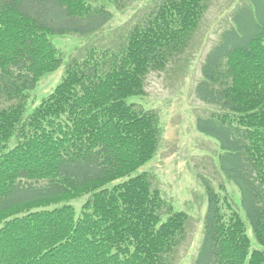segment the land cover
<instances>
[{"label": "trees", "instance_id": "1", "mask_svg": "<svg viewBox=\"0 0 264 264\" xmlns=\"http://www.w3.org/2000/svg\"><path fill=\"white\" fill-rule=\"evenodd\" d=\"M138 1L0 0V100L12 103L0 108V264H178L191 216L138 172L163 128L130 98L191 49L213 0L150 2L115 46L81 57L53 41L96 35ZM64 63L30 110L29 92ZM201 71L197 97L215 110L197 129L218 141L240 208L204 179L193 264H264V0L236 12Z\"/></svg>", "mask_w": 264, "mask_h": 264}, {"label": "rangeland", "instance_id": "2", "mask_svg": "<svg viewBox=\"0 0 264 264\" xmlns=\"http://www.w3.org/2000/svg\"><path fill=\"white\" fill-rule=\"evenodd\" d=\"M153 1L157 0H140L124 10L114 9L113 20L96 35L87 38L58 36L53 41L66 58L84 56L92 45L115 46L142 15L143 6ZM248 4L249 0H213L191 49L165 71L149 76L146 95L130 98V101L147 109L158 110L163 128L158 154L138 172L145 170L155 174V182L163 195L177 209L185 210L191 216L189 233L180 250L178 264H193L203 240L208 206L204 179L209 180L222 197L227 195L240 208L237 187L227 181L219 170L221 150L218 142L197 129L198 117L210 116L215 109L197 97L196 87L202 78L201 67L208 52L219 42L226 29L234 24L236 12ZM65 69L64 63L56 71L44 76L37 87L29 92L30 110L62 81ZM11 104L9 100H0V108ZM88 197L86 195L72 204L80 209Z\"/></svg>", "mask_w": 264, "mask_h": 264}, {"label": "bare ground", "instance_id": "3", "mask_svg": "<svg viewBox=\"0 0 264 264\" xmlns=\"http://www.w3.org/2000/svg\"><path fill=\"white\" fill-rule=\"evenodd\" d=\"M151 178L154 179V181H155V178H156L155 174H152Z\"/></svg>", "mask_w": 264, "mask_h": 264}]
</instances>
